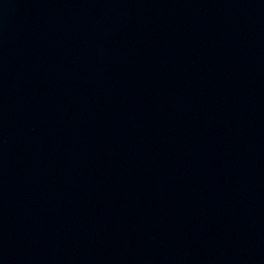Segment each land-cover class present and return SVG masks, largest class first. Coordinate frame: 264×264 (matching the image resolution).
<instances>
[{
    "label": "water",
    "instance_id": "water-1",
    "mask_svg": "<svg viewBox=\"0 0 264 264\" xmlns=\"http://www.w3.org/2000/svg\"><path fill=\"white\" fill-rule=\"evenodd\" d=\"M0 264H264V0H0Z\"/></svg>",
    "mask_w": 264,
    "mask_h": 264
}]
</instances>
